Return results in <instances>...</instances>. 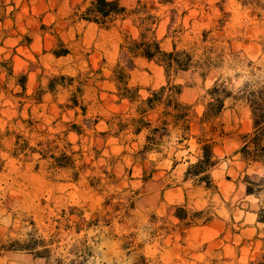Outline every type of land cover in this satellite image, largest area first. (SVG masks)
<instances>
[{"label":"rangeland","instance_id":"1","mask_svg":"<svg viewBox=\"0 0 264 264\" xmlns=\"http://www.w3.org/2000/svg\"><path fill=\"white\" fill-rule=\"evenodd\" d=\"M83 2L0 0V247L32 234L51 250L49 258L36 257L41 264H141V257L146 264H253L264 256V225L256 221L264 195L247 196L244 179L262 175L264 166L246 169L235 155L240 135L251 130L249 108L228 101L217 121L226 134L215 148L217 191L185 182L189 162L199 156L195 139L179 142L181 131L170 128L157 151L143 154L148 131L115 136L116 126L108 125L118 116L124 121L136 116L137 104L119 99L112 75L124 36L137 37L138 31L129 20L105 29L73 18ZM120 2L133 8L137 0ZM177 6L179 14L189 10L177 23L184 27L175 39L179 47L214 46L225 60L205 77L194 70L171 77L182 87V102L201 115L216 81L236 90L246 81L264 80V0H177ZM168 22L169 17L162 22L160 37ZM203 31L209 32L205 44ZM171 41L163 46L170 49ZM64 51L69 53L55 56ZM51 80L54 92L48 90ZM167 81L162 67L138 59L129 87L146 99ZM74 95L85 115L81 107L66 108ZM18 136L32 147L56 140L57 155L67 153L78 168L84 166L79 179L40 154L15 157ZM130 203L134 209L125 215ZM179 206L192 226L175 217ZM97 218L100 226L89 227ZM205 218L213 221L204 225ZM2 255L0 264L35 259L20 252Z\"/></svg>","mask_w":264,"mask_h":264},{"label":"trees","instance_id":"2","mask_svg":"<svg viewBox=\"0 0 264 264\" xmlns=\"http://www.w3.org/2000/svg\"><path fill=\"white\" fill-rule=\"evenodd\" d=\"M193 4V2H191ZM180 7L177 6V0H137L133 8H127L120 0H86L74 9L73 18L96 24L105 29L115 26L118 21L129 20L137 29L138 36L133 37L126 33L120 51L113 69L112 81L117 88V96L120 100H128L136 106V116L126 121L118 116V121L108 123L110 127L116 126L115 136H119L124 131L132 130L134 135H140L148 131L146 135V144L141 151L143 154L157 151L156 146L164 136L170 134V128L181 131L182 140L179 142L195 139L199 149V156L194 163L189 162V166L184 173V181L193 180L197 185L204 186L206 190L214 189L217 186L212 178V171L219 165V160L215 155V148L226 136L224 126L218 123V119L226 110L228 101L241 102L249 108L251 115V130L240 135L241 145L235 152L242 162L247 166L246 169L255 164L264 166V80L246 81L241 87L234 90L228 88L225 83L216 81L204 97L205 104L201 115L195 111V105H189L181 101L182 87L172 83L171 77L181 72L191 70L200 71L205 77L212 69L220 68L224 63V52L219 51L214 46L197 47V43L192 48H180L175 41L179 34L184 32L182 24L177 25L178 20L184 19L189 10H184L179 14ZM169 17V22L165 26L166 33L160 37L159 31L162 22ZM209 32L203 31L201 44L209 42ZM171 38V48L167 49L163 45L165 41ZM199 52V53H197ZM69 52L55 53L56 57L67 55ZM138 59H145L148 62H154L164 69L168 78L167 84L158 90L151 91L150 96L142 99L139 95V88H130V73L136 67ZM10 74V73H9ZM65 79V77H61ZM73 85L74 79L69 78ZM23 91L26 90V79L21 83ZM57 84L51 80L48 90L54 92ZM80 90V89H78ZM39 94V96H41ZM40 98V97H39ZM39 102L41 99H37ZM81 107L79 97L74 95L71 104L66 105L67 109L76 110ZM82 108V107H81ZM83 115L86 109L82 108ZM150 113H158L159 117L150 120ZM98 121L94 122L96 125ZM73 131L82 134V127L73 125ZM198 134H195V133ZM58 147L56 140H47L39 142L36 147L18 136L15 143L13 155L19 157H31L34 154H40L41 160H51L57 168H66L75 171V180H78L84 166L78 168L76 160L67 153L57 155ZM2 159L0 154V170ZM246 184V195L256 196L264 195V172L262 175L249 176L244 179ZM110 202H106L105 206ZM125 215L129 210L134 209V203L125 207ZM178 213L175 217L180 222H186V226H192V221L188 216L185 207H178ZM73 210V209H72ZM204 214V212H200ZM203 216V215H202ZM202 218V217H201ZM213 218H205L203 224H208ZM258 222H264V208L260 207L257 212ZM100 218L88 222L89 227L100 226ZM193 220V219H192ZM109 225V221H104ZM80 230H78V233ZM43 248L41 251L40 248ZM264 248V238H263ZM20 252L32 254L38 258H49L51 250L47 248L46 242L36 239L30 234L26 240H10L9 243H2L0 247V256L3 253ZM141 264H146V259L141 257ZM140 264V263H139ZM253 264H264V256Z\"/></svg>","mask_w":264,"mask_h":264},{"label":"crops","instance_id":"3","mask_svg":"<svg viewBox=\"0 0 264 264\" xmlns=\"http://www.w3.org/2000/svg\"><path fill=\"white\" fill-rule=\"evenodd\" d=\"M257 214V213H256ZM213 221V220H212ZM212 221H210L208 224H210ZM257 221V223H259V224H262V225H264V222H258V219L256 220ZM207 225V224H206ZM262 241V250L264 251V248H263V240H261ZM10 252H8V254H9ZM2 256H4V255H1L0 256V258H3ZM8 256H10V255H8ZM7 258H10V257H7ZM31 262L33 263V264H41L40 262H37V259H36V257H35V259L33 258V259H31Z\"/></svg>","mask_w":264,"mask_h":264}]
</instances>
